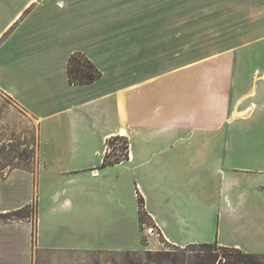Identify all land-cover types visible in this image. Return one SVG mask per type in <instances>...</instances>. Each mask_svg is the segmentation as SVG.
Wrapping results in <instances>:
<instances>
[{
	"label": "crops",
	"instance_id": "crops-1",
	"mask_svg": "<svg viewBox=\"0 0 264 264\" xmlns=\"http://www.w3.org/2000/svg\"><path fill=\"white\" fill-rule=\"evenodd\" d=\"M172 1L0 0V91L38 123L34 167L0 183L36 228L0 224V264L143 249L141 199L149 248L264 254V0ZM75 54L102 77L71 85ZM117 136L129 159L105 167Z\"/></svg>",
	"mask_w": 264,
	"mask_h": 264
},
{
	"label": "rangeland",
	"instance_id": "rangeland-1",
	"mask_svg": "<svg viewBox=\"0 0 264 264\" xmlns=\"http://www.w3.org/2000/svg\"><path fill=\"white\" fill-rule=\"evenodd\" d=\"M159 1L161 7L150 10L149 18L154 20H161L164 17L173 19V1ZM85 57L78 56L77 59L81 60V64H85ZM37 131L38 123L35 119L18 107L8 95L0 91V183H4L11 173L19 172L17 170L28 174V171L34 167ZM112 144H108L107 150L108 147L111 151L114 149ZM119 144L115 142L118 147ZM34 172H36L35 169ZM17 188L19 189L18 186ZM12 214V212L0 213V224L18 222L19 217L28 216L25 220L28 219L34 229L36 228L35 204L31 205L25 213L19 214L18 217H13ZM152 225L150 219H146L145 224L141 225L143 239L141 238L139 243L137 235L134 242V245L140 244V247H143L138 251H34L32 264H189L191 261L188 258L192 256L191 253L187 254V257L183 256L174 250L175 247L164 244V242L159 248L156 247L157 249L148 247L149 237L158 234Z\"/></svg>",
	"mask_w": 264,
	"mask_h": 264
},
{
	"label": "trees",
	"instance_id": "trees-1",
	"mask_svg": "<svg viewBox=\"0 0 264 264\" xmlns=\"http://www.w3.org/2000/svg\"><path fill=\"white\" fill-rule=\"evenodd\" d=\"M78 56L85 57L83 54L72 55L68 63V75L71 85H88L96 82L102 77L99 69L87 58L85 57V64H81ZM81 64V65H80ZM115 142L123 143V146L115 145ZM114 143V144H112ZM109 145H113L114 149L106 152L103 166H112L119 164L127 159H129V142L125 137L117 136L113 137L108 142ZM108 145V146H109ZM117 150L120 153H117ZM113 152V154H111ZM140 204V223L143 226L146 219H150L144 206V201L141 199ZM31 206H26L25 208L12 212L11 216L18 217L22 212L25 213ZM28 218V216L19 217V221H23ZM18 221V222H19ZM175 251L179 252L183 256L191 253L188 259L191 262L189 264H264V255L248 253L240 249L227 248L219 246L218 244H193L189 245L183 249L175 248ZM187 257V256H186ZM184 257V259H187ZM186 262V261H184Z\"/></svg>",
	"mask_w": 264,
	"mask_h": 264
},
{
	"label": "built area",
	"instance_id": "built-area-1",
	"mask_svg": "<svg viewBox=\"0 0 264 264\" xmlns=\"http://www.w3.org/2000/svg\"><path fill=\"white\" fill-rule=\"evenodd\" d=\"M120 146H123V143H120L119 144V148H120ZM108 151V150H107ZM111 151V150H110ZM117 153L119 154L120 153V151L119 150H117Z\"/></svg>",
	"mask_w": 264,
	"mask_h": 264
}]
</instances>
